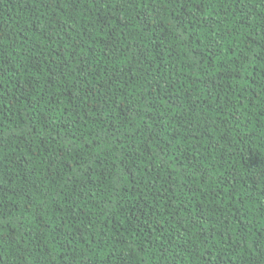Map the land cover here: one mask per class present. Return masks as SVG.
Masks as SVG:
<instances>
[{
    "label": "trees",
    "instance_id": "trees-1",
    "mask_svg": "<svg viewBox=\"0 0 264 264\" xmlns=\"http://www.w3.org/2000/svg\"><path fill=\"white\" fill-rule=\"evenodd\" d=\"M0 36V264H264V0H0Z\"/></svg>",
    "mask_w": 264,
    "mask_h": 264
},
{
    "label": "snow or ice",
    "instance_id": "snow-or-ice-1",
    "mask_svg": "<svg viewBox=\"0 0 264 264\" xmlns=\"http://www.w3.org/2000/svg\"><path fill=\"white\" fill-rule=\"evenodd\" d=\"M117 2H120V0H117ZM123 2L126 3V4L127 3H133L134 0H123ZM165 2H167V0H165ZM196 2L199 3L200 0H196ZM66 6L67 5L65 4V7ZM112 6L115 7V4H113ZM186 10L194 11L195 9L192 8L191 4H188L187 7H186ZM3 39L4 38L2 36H0V40H3ZM73 58H75V57H73ZM78 62H81L82 63V61H78ZM0 78H2V77H0ZM260 179H261V181H264V171H261V173H260ZM261 186H264V184H262ZM2 243H3V241L0 240V244H2ZM259 246L261 247V249H264V241H261V243H260Z\"/></svg>",
    "mask_w": 264,
    "mask_h": 264
}]
</instances>
